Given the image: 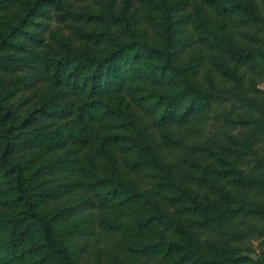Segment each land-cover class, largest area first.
Segmentation results:
<instances>
[{"label":"trees","instance_id":"obj_1","mask_svg":"<svg viewBox=\"0 0 264 264\" xmlns=\"http://www.w3.org/2000/svg\"><path fill=\"white\" fill-rule=\"evenodd\" d=\"M262 78L264 0H0V264H264Z\"/></svg>","mask_w":264,"mask_h":264},{"label":"rangeland","instance_id":"obj_2","mask_svg":"<svg viewBox=\"0 0 264 264\" xmlns=\"http://www.w3.org/2000/svg\"><path fill=\"white\" fill-rule=\"evenodd\" d=\"M54 26H56V25H54ZM257 88L264 92V78H262L260 81H258ZM228 109H229V106H226V105L223 106V107L215 109V111L212 114V117H214V118L212 120H210L209 126L207 128L208 136H210L211 134L215 133L217 131V128H219L222 125V122L218 121L217 117L220 116V114H222L224 111H228ZM249 244H252L254 246V248H256V252L250 254V257L254 261H259L261 259V256H262V253H261L262 249L259 246L260 242L257 241V240H252V241L251 240H247L246 245H249Z\"/></svg>","mask_w":264,"mask_h":264}]
</instances>
